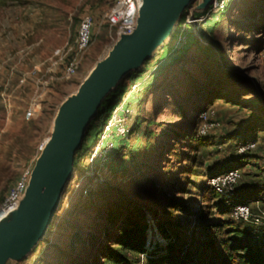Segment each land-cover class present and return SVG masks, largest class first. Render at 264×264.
<instances>
[{
    "label": "rangeland",
    "instance_id": "obj_1",
    "mask_svg": "<svg viewBox=\"0 0 264 264\" xmlns=\"http://www.w3.org/2000/svg\"><path fill=\"white\" fill-rule=\"evenodd\" d=\"M198 1L202 0H194L189 8ZM114 2L0 0V204L21 174L32 169L38 147L53 134L65 100L76 93L114 45V29L105 18ZM224 12L209 34L205 29L214 18L198 27L204 38L211 35L218 42L224 62L202 54L204 41L195 31L198 40L189 48V55L171 64L166 57L173 45L170 35L150 58L161 56L163 61L142 85V93L135 92L145 101L138 108L133 105V116L126 123L128 133L133 129L130 138L114 139L113 153L106 159H72L70 178L42 236L22 256H4L0 264H108L105 255L109 250L115 251V258L143 264V255L128 250L124 231L132 225L135 235L142 231L149 258L167 253L182 257L193 248L199 252L208 239L213 240L217 256L225 257L220 243L226 228L217 231L205 225L226 217L212 211L204 220L198 218L205 212L204 206L219 199L210 201L207 193L206 201L200 203V196L204 176L235 164L241 174L235 190L261 179L258 169L264 163V130L256 132V145L248 151L249 156L259 157L256 165L252 159L247 161L250 157H239L236 147L248 138L244 130L250 124L248 110L264 120V0H227ZM84 16L91 21V39L85 50L76 53L71 45ZM68 62L75 64V70L67 77ZM153 65L149 61L142 66L147 69L143 80ZM230 72L250 82L240 83ZM153 82L160 91L145 90ZM129 84L133 83L124 82V88ZM233 100L240 108L230 106ZM31 107L32 116L25 119ZM203 107L214 110L217 120L213 112L208 119L218 125L197 138L195 116ZM95 118L87 126L84 145L94 140ZM202 143L210 145L202 147ZM194 160L202 162V177L192 178L194 183L189 185L188 170ZM261 196L264 201V194ZM258 206L248 204L253 215L260 213L256 212ZM233 224L239 230L252 226ZM146 230L159 236L149 246ZM168 244L173 247L167 249Z\"/></svg>",
    "mask_w": 264,
    "mask_h": 264
},
{
    "label": "water",
    "instance_id": "obj_2",
    "mask_svg": "<svg viewBox=\"0 0 264 264\" xmlns=\"http://www.w3.org/2000/svg\"><path fill=\"white\" fill-rule=\"evenodd\" d=\"M194 0H140L133 31L118 38L108 55L90 72L59 110L53 134L44 142L29 172L15 209L0 218V263L17 258L50 224L62 188L70 178L73 154L108 91L137 72L172 34L182 13ZM210 0L198 1L189 13L202 11Z\"/></svg>",
    "mask_w": 264,
    "mask_h": 264
},
{
    "label": "trees",
    "instance_id": "obj_3",
    "mask_svg": "<svg viewBox=\"0 0 264 264\" xmlns=\"http://www.w3.org/2000/svg\"><path fill=\"white\" fill-rule=\"evenodd\" d=\"M184 13V12H183ZM225 12L222 11L221 13H219L213 20V22L211 23V25L209 26V29H205L206 32H208V34L211 32V30L214 28V26L216 25L218 18L223 15ZM183 15H181L178 23H180L183 19L182 17ZM178 28H175L171 34V40L173 38V36L177 33ZM197 32H198V37L204 41V44L201 46V52L204 56L206 57H215L216 59L220 60L221 62H224V57L223 54L221 52V48L218 44V42L216 40H214V38L210 35L209 37H203V34L200 32V30L197 28ZM183 35L185 37V41L183 44L177 46V47H173L172 45V49L171 51L166 55L167 59L171 58V64H174L175 62H178L179 60H181V58H185L187 57L189 54V48L192 46V44H194V42H196L198 40V38L194 35V33L190 30L187 29L185 30V32H183ZM163 57L158 56L156 58L153 59H149L147 61H145L142 66L144 64L149 63V61H151L152 63H154L152 69L150 71H148V76L146 77L147 79L143 80L145 71H147V69H143L141 67L140 71L138 72H134V73H130L128 74L124 79L123 82L119 83L118 85H116V87L110 92L108 93L100 102L99 107L97 109V114H96V120H97V126H96V130L94 131L93 137L92 139H95V136L99 130V128L101 127V125L104 123V121L106 120L108 113L119 103L120 98L122 96V94L125 92L126 88H124V82H126L127 80L130 83H135L138 82L139 83V92H141V87L142 85H144V83L149 80L150 75L155 71V67L157 65H159L162 61H163ZM231 73V72H230ZM161 76V74H159L156 78L159 79V77ZM231 77L234 80L239 81L240 83H249L250 81H248L246 78H244L242 75H240L239 73L235 72V73H231ZM155 80V81H156ZM158 81V80H157ZM157 81L155 83H157ZM154 82L153 83H149L146 85L145 90H155L157 91L158 88L156 84ZM144 89H142V91H145ZM158 91H160V89H158ZM157 91V92H158ZM162 95V94H161ZM163 96V95H162ZM161 104L163 105L164 100L161 98ZM145 101L143 95H135L134 98H132V104L138 108V106H140L141 104H143V102ZM158 104L157 106H160L161 104ZM230 106L235 107V109L240 108V106L238 105V103L236 101H231L230 102ZM213 112L214 114V110L212 108H200L198 109L196 116H195V121H196V129H195V137L197 138H203L206 135H199L198 134V130L199 127L201 125V120L199 118V115L202 112ZM250 115L249 120H250V124L244 126V130L246 132H248L247 135V139H243L236 147V150L241 147V146H246L249 144H253L256 145V132L264 130V123L260 124L258 122H262L264 121L259 120L257 117L258 114H255L254 112L248 110ZM214 118H215V114H214ZM215 120H217L215 118ZM256 120H259L256 123ZM207 121H209V119H207ZM254 121V122H253ZM90 124V123H89ZM88 124V126H89ZM257 124V125H256ZM263 126V127H262ZM132 130L130 129L129 133H128V137L130 138V136L132 135ZM190 139L192 138V140H194V136H189ZM84 140L85 138L82 139L81 144L79 149L74 153V157H73V161L76 160V162L78 160H81L83 158L86 157V155L88 154V151L91 147V143L93 142H88V145H84ZM94 141V140H92ZM197 141V140H196ZM198 142V141H197ZM210 144H204L202 143L201 146L202 147H207ZM236 153V152H235ZM237 154V153H236ZM239 157H250V160L247 161H252L254 162L253 165H256V160H259V157L257 156H249L248 152L245 153H238L237 154ZM253 157V158H251ZM263 167L261 169H258V179L259 177H261L260 180H258L259 182L256 183H252V184H248L242 188H238L237 190L234 189L231 192V195L228 197H222L219 196L218 194H216L214 191H212L209 187H207L205 185V181L209 176L212 175H216V174H221L224 172H227L228 170H238L239 171V167L238 165H233L232 167L220 171V172H216L210 175H206L204 176V185H203V194H201L200 196V203H204L205 200V196L208 193L209 196L207 199L213 200L214 198H218L219 200H217L214 203L208 204L206 206H204V213H200L198 215V218L200 220H204L208 215H213L212 211H215V215H218L220 217H226V220H224L223 218H221V220H217L214 223H209L206 224L205 226H208L212 229H215L217 231L222 230L223 228L225 230V238L222 239L221 241V246L223 248V251L226 253L224 258H219L217 256V254L215 253L214 250V243L212 239H208L205 240L202 245L201 248L199 249V252H197V248H193L191 253H183L182 257H174L173 255H171L170 253L165 254L164 256H159L156 258H149L145 255V251L146 249L143 248L144 246V236L142 231H139L138 236L135 235V227L132 225L129 229L124 231V235L125 237H127V245H128V250L137 253L138 255H143L144 256V263L143 264H190L192 261H194V264H264V248L262 246H264V229L262 227H257L254 226V224L249 223L252 226H248V228H246L245 230H239L238 228L235 227V225L233 224L234 220H232L229 217V214L231 212V210L234 208V206L236 205H245L248 207L249 203H257L259 206L257 208L256 212H262L264 213V201H263V197L261 196L262 194H264V163L262 165ZM188 174H189V180H188V184L192 185L194 182H192V178H198V177H202V162L201 161H197L194 160L191 168L188 170ZM241 176V174H240ZM186 192V191H185ZM251 211V210H250ZM251 213H253L251 211ZM256 227V228H255ZM256 230V231H255ZM137 237V238H136ZM258 237H262L261 240H259L260 242H258ZM131 239L133 240V243L130 244L129 242L131 241ZM145 239H146V243L147 246H149V243L151 242V240H157L159 239V236L156 232H154L153 234L151 233L150 230H146L145 232ZM173 247V244H168L167 245V249ZM110 249V248H109ZM200 253L199 255V259L196 261L195 257L196 255ZM115 251L113 250H109L108 253L105 255V259L107 261L108 264H130L128 261H125L122 258H115ZM146 256V257H145ZM142 264V263H141Z\"/></svg>",
    "mask_w": 264,
    "mask_h": 264
},
{
    "label": "built area",
    "instance_id": "obj_4",
    "mask_svg": "<svg viewBox=\"0 0 264 264\" xmlns=\"http://www.w3.org/2000/svg\"><path fill=\"white\" fill-rule=\"evenodd\" d=\"M226 1L227 0H210L206 8L197 15L189 13V8H186L184 13H182V21L177 23L175 27L178 28V31L173 36V47H177L184 43L185 37L183 32H185V30L190 29L192 32H195L201 24L211 18H215L219 13L224 11ZM139 5L140 0H115L112 7L106 13V21L108 25L114 29L115 42L120 36L128 35L133 31ZM90 39L91 21L88 16H84L80 20L71 47L76 53L82 52L89 45ZM74 70L75 64L73 62H68L65 66L64 73L68 77ZM138 90L139 83L129 84L126 91L122 94L119 103L108 113L106 120L99 128L88 155L84 158L86 161H91L92 158L96 156L106 159L108 155L113 153V140L127 137L128 129L126 123L133 116L132 98H134L135 92H138ZM32 113L33 110L31 107L25 112V119L31 117ZM211 116V111L202 112L199 115L202 122L198 130L199 135H205L209 130L218 125L214 121H207ZM44 142L38 147V152H40ZM253 148V144L241 146L237 149V153H245ZM29 172V170L24 171L7 191L5 198L0 204V218L15 209L25 189ZM239 178L240 172L238 170H228L221 174L209 176L205 181V185L219 196L228 197L231 195ZM229 217L234 221L250 222L254 225H259L264 229V213L260 212L258 215H253L250 209L245 205L234 206Z\"/></svg>",
    "mask_w": 264,
    "mask_h": 264
},
{
    "label": "crops",
    "instance_id": "obj_5",
    "mask_svg": "<svg viewBox=\"0 0 264 264\" xmlns=\"http://www.w3.org/2000/svg\"><path fill=\"white\" fill-rule=\"evenodd\" d=\"M143 63H144V62H143ZM143 63H142V64H143ZM142 64H141V66H140V68H139V70H138V71H140V69H141V67H142ZM138 71H137V72H138ZM131 73H134V72H131ZM129 74H130V73H129Z\"/></svg>",
    "mask_w": 264,
    "mask_h": 264
},
{
    "label": "bare ground",
    "instance_id": "obj_6",
    "mask_svg": "<svg viewBox=\"0 0 264 264\" xmlns=\"http://www.w3.org/2000/svg\"><path fill=\"white\" fill-rule=\"evenodd\" d=\"M95 68V67H94ZM93 70V69H92ZM41 149H42V147H41ZM31 247V246H30ZM30 247L26 250V252L30 249Z\"/></svg>",
    "mask_w": 264,
    "mask_h": 264
}]
</instances>
